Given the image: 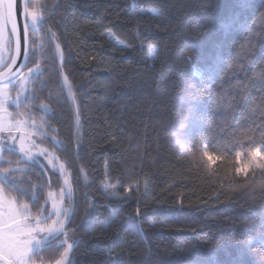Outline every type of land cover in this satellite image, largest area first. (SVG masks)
Wrapping results in <instances>:
<instances>
[{
  "label": "trees",
  "instance_id": "trees-1",
  "mask_svg": "<svg viewBox=\"0 0 264 264\" xmlns=\"http://www.w3.org/2000/svg\"><path fill=\"white\" fill-rule=\"evenodd\" d=\"M45 4L33 93L70 175L72 264H186L193 250L202 264H264V169L237 173L235 146L264 127V0ZM212 144L232 147L202 163ZM32 166L16 179L36 203L2 187L33 214L47 180ZM58 258L52 244L32 261Z\"/></svg>",
  "mask_w": 264,
  "mask_h": 264
},
{
  "label": "snow or ice",
  "instance_id": "snow-or-ice-1",
  "mask_svg": "<svg viewBox=\"0 0 264 264\" xmlns=\"http://www.w3.org/2000/svg\"><path fill=\"white\" fill-rule=\"evenodd\" d=\"M46 10L45 8L44 11ZM18 16L23 17L22 23H18ZM41 24H43V18L40 10L29 0H23L22 4L19 3V0H0V67L7 68L10 72L8 75L0 72V78H3L0 80V133L8 134L0 136V164L8 165L7 168L0 169V260H4L5 264H31L33 256L39 255L40 251L52 244H55V252L59 253L55 264H72L71 253L78 246V241L70 238L66 231V221H70L71 218V208L65 205V200L72 196L69 179H65V187L61 188L59 196L51 191L48 193L45 205L51 202V211L44 207L38 210L35 217L31 218L24 215L30 211L28 204H20L16 197L9 196L2 187L6 185L9 191L29 196V199L36 203L35 193L30 195L27 190L20 187L22 181L14 178L13 173L27 172L28 168H22L20 165L36 164L39 156L48 159L54 173L67 175L65 164L57 165L59 157L55 152L41 148L38 154H33V148L37 145L31 137L37 134L45 135L42 126L38 130V126L33 121L32 132L25 134L28 124L27 117L21 113L14 115L9 111L10 106L18 109L24 104L21 96L30 91L27 85L32 81V76L40 74L39 64H36L35 68H28L26 75L18 76L11 72V68L21 57L22 62L19 68H25L36 56V49L32 45H35V34L38 31V25ZM40 47L42 48L43 45ZM56 47L59 48V45ZM155 54L156 50L153 49L152 56L154 57ZM196 76L199 77L200 73H197ZM9 86L18 89L16 97L10 95ZM68 87L70 88V85ZM32 96L35 98L34 93ZM25 99H27L26 96ZM41 107L45 111L49 110L48 105H41ZM13 131L21 133L18 138L12 135ZM255 132L260 133L259 141L255 139ZM241 135L244 136L245 133H241ZM245 138L250 140V144L245 145L242 140H235V146L243 150L244 158V163L236 168V172L247 174L251 164H255L256 168L264 169V127L254 129L252 136ZM51 143L54 147L63 150L60 141L51 138ZM211 146L212 153L207 150L202 151V163L206 158L209 164H214L216 160L222 158L216 155V152L227 151L232 147L231 144L226 146L212 144ZM199 147L207 149L208 144L200 141ZM249 147L254 150L247 151L246 149ZM5 153L18 155L19 159L9 160ZM241 158L242 153L237 152L236 161L239 162ZM107 187L115 189L119 185L109 182ZM52 217L55 219L53 220ZM50 220L51 223L48 222ZM112 264H119V260H114ZM186 264H202L195 250H193L192 258Z\"/></svg>",
  "mask_w": 264,
  "mask_h": 264
},
{
  "label": "rangeland",
  "instance_id": "rangeland-1",
  "mask_svg": "<svg viewBox=\"0 0 264 264\" xmlns=\"http://www.w3.org/2000/svg\"><path fill=\"white\" fill-rule=\"evenodd\" d=\"M46 1L47 0H29V2L31 4L35 5L36 8L40 10L42 18L44 16V13L47 11V10L44 11V9L47 8V4H45ZM40 28H41V25H38V31L35 34V38L37 40V48H36V50L39 52L38 60H37L36 64L40 65V74L32 76V81L27 85V87H28V89H30V91L28 93H25L24 96H21V99L24 100V104L18 109L15 108V107H11V106L9 107V111L12 112L14 115L17 114V113H21V114H24L27 117L28 124L26 125L27 132L25 134H30L32 132V130H33L32 129L33 121L38 126V130L42 126V129H43V132H44L45 135L42 136V135L37 134V135H34V136L31 137L33 140L36 141V145H37V147L33 148V154H38L39 150L41 148H47V149H49V151L54 152L49 146L52 145L51 138L56 139L54 136H52L50 134L49 128H48L47 119H48V114H49V111H50L49 107H48L49 110L45 111L41 107V105H46V104L39 103L32 96L33 90L35 88V83L38 82L39 76L43 73L42 61H43L44 46L42 48L40 47V45H41ZM5 59H7V57H5ZM36 64L35 65H31L28 68H35ZM28 68L25 70V72L22 75H26L28 73ZM4 69L5 68L0 67V72L2 70H4ZM64 87H65V89H66L65 91L67 93L69 91L67 85H65ZM9 88H10V95L12 97H16L18 89L14 88L12 86H9ZM25 96L27 97V99H25ZM42 117H43V119H41ZM17 118H22V117H17ZM20 134L21 133H17L15 131H13V133H12V135L16 136L17 138L19 137ZM6 135H8V134L7 133H0V136H6ZM17 146H18V141H17ZM5 154H7V153H5ZM17 159H19V156H18ZM37 160L41 163V165L43 166V168H44V170H45V172L47 173V176H48V180L46 179L47 180L46 181L47 185L43 186L44 194H45V200L47 199L48 193L50 191L56 193L57 196H59L61 188L65 187V184H64L65 179L66 178L69 179V182H70L69 172L66 169L67 175H61L59 173H54L52 171V165H50L48 163V159L46 157L39 156ZM59 163H61L60 160L57 161V165H59ZM240 164H242V163H240ZM37 166H38V164H37ZM7 167H8V165H7ZM20 167L28 168L27 172H30L32 170V168H33L32 164L20 165ZM252 170L256 171V170H260V169L256 168L255 164H251L248 167L247 174L249 172H251ZM27 172H17L13 176H14V178H16V176H17L18 178L21 179L22 177H24L27 174ZM242 174L244 176L247 175V174H245L243 172H242ZM40 188L42 189V186ZM9 196H12V195H9ZM73 198H74V194H73V189H72L71 198H68V199L65 200V205L67 207H70L71 210L73 209ZM44 207H47L48 210L51 211V202H49L47 205H45V201H44L43 204L40 207V210L43 209ZM37 213L34 212L32 214L31 210H30L29 212L24 213V215L29 216L31 218V217H35L37 215ZM52 219L54 220L55 217H52ZM48 222L51 223V220L48 221ZM0 264H2V263H0ZM31 264H38V263H34L33 261H31ZM39 264H55V262L54 263H39Z\"/></svg>",
  "mask_w": 264,
  "mask_h": 264
},
{
  "label": "water",
  "instance_id": "water-1",
  "mask_svg": "<svg viewBox=\"0 0 264 264\" xmlns=\"http://www.w3.org/2000/svg\"><path fill=\"white\" fill-rule=\"evenodd\" d=\"M19 3L22 4L23 0H19ZM22 22H23V17L22 16H18V23H22ZM21 62H22V57L18 58L16 65H13L12 68H11V72L16 73L18 76L22 75L25 72V70H26V67L25 68H19V65H20ZM1 72L5 73V75L10 74L9 69H7V68L2 70ZM2 79L3 78H0V80H2ZM37 164L39 165V168L41 169V171L45 175L46 179L48 180L47 173L45 172L43 166L41 165V163L38 160H37ZM72 213H73V209L71 210V216H72ZM69 222L70 221L66 222V226L68 225ZM0 263L5 264V261L4 260H0Z\"/></svg>",
  "mask_w": 264,
  "mask_h": 264
},
{
  "label": "flooded vegetation",
  "instance_id": "flooded-vegetation-1",
  "mask_svg": "<svg viewBox=\"0 0 264 264\" xmlns=\"http://www.w3.org/2000/svg\"><path fill=\"white\" fill-rule=\"evenodd\" d=\"M27 68V67H26Z\"/></svg>",
  "mask_w": 264,
  "mask_h": 264
}]
</instances>
